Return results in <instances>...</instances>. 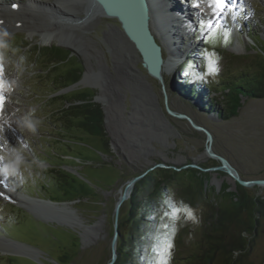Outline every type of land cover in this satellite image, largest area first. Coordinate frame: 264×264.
Segmentation results:
<instances>
[{"label": "rangeland", "instance_id": "obj_1", "mask_svg": "<svg viewBox=\"0 0 264 264\" xmlns=\"http://www.w3.org/2000/svg\"><path fill=\"white\" fill-rule=\"evenodd\" d=\"M31 1L38 6L28 9L36 17V20L32 17L29 21L41 31L47 24L43 10L55 0ZM202 1L186 2L190 12L189 23L185 31L180 30L182 42L177 46L180 52L176 55L175 64L171 72L164 74L167 104L172 111L187 115L196 125L210 132L212 153L227 160L241 180H264V98H242L237 116L222 120L217 111L205 110L206 107L198 100L182 97L177 86L188 56L197 52L202 55L198 68L201 66L204 82L212 89L220 85V79L232 78L244 67L254 68L251 64L259 59V51L264 49L257 42V37L264 42V0H230L229 6L228 3L225 6L231 11L227 12L228 8H223V5L218 9V16H211L213 12ZM0 4L10 10L9 14L1 13L2 16H14L12 9L21 12V8H13L12 5L25 7L27 0H0ZM64 4L67 10L60 9L61 13L54 9L49 13H54L55 17L64 15L76 19L72 27L56 28V33L69 46L57 42L43 46L39 32L30 36L27 28H18L10 35L7 60L0 58L3 80L7 85L5 93L11 96L3 108L12 107L19 124L15 136L4 129L9 138L1 140L0 156L8 154V145H12L22 149L24 164L31 166L27 170L22 166L16 177L0 175V180L14 194L24 193L43 200L57 197L62 203L63 198H58L53 186L56 181L54 176L52 184L49 181L51 167L48 163H65L70 171L78 175L69 174L92 188L93 197L72 203L71 207L65 204L69 210L72 208L76 212L72 214L70 210L79 221L77 227L43 223L18 207L21 204L0 196V238L4 239L0 241V264H107L114 234V208L125 183L155 165L177 172L195 169L205 173L208 177V196H216L223 187H228L230 192L237 188L231 176L216 170L220 162L206 154L205 134L195 131L187 121L177 120L166 113L161 85L141 67L132 47L119 32V24L94 12L90 14L82 0H66ZM22 10L27 11V7ZM197 18L198 29L195 27ZM213 20L216 25L204 31L205 26L206 30L210 28L209 23ZM247 26L251 30L250 37L246 34ZM193 32H196L195 36ZM203 33L206 40L213 41L212 44L205 42L204 45L198 40ZM165 37L158 33L156 38L159 43H164V49L167 45ZM50 47L64 49L70 55L67 63L47 72L48 65L43 62L54 55V51L41 52L35 62L34 52ZM215 54L221 57L218 75L207 70V59ZM163 57H169L167 51H163ZM75 69L82 72L80 80H84L86 73L89 78V84H80L76 89H91L99 100L97 104L104 114L109 152L99 138L75 129L67 132L60 130L58 109L61 106L50 100L58 87L54 88L51 82L58 76L72 74ZM211 97L219 104L218 108H222L219 103L221 92L213 89ZM208 102L210 99H207ZM26 115L39 121L34 133L19 123ZM62 139H66L64 144L60 143ZM6 162L0 161V167ZM156 169L159 167L153 170ZM21 178H24L23 183ZM244 188L251 196L264 199V187ZM173 199L176 207L167 215L171 229L166 244L172 247L167 253L165 247L163 252L153 256L152 264H188L186 258L190 252L202 250L204 233L208 232V205H180L176 197ZM213 200L212 203H215ZM186 209L192 211L194 219L186 215ZM174 210H179L175 216ZM127 214L125 202L120 208L118 221L125 224ZM9 217L14 218L11 225ZM124 228L123 225L120 227L123 232ZM11 240L24 244L26 250L37 252L33 256L35 260L3 252L24 250L17 248L18 244L9 242ZM245 260L246 264H264V220Z\"/></svg>", "mask_w": 264, "mask_h": 264}, {"label": "trees", "instance_id": "obj_2", "mask_svg": "<svg viewBox=\"0 0 264 264\" xmlns=\"http://www.w3.org/2000/svg\"><path fill=\"white\" fill-rule=\"evenodd\" d=\"M249 31L250 27L247 26L248 37ZM257 38V42L264 47L261 38ZM205 42L213 43L206 38L204 45ZM46 50L54 51V55H50L43 62L48 65L47 72L68 62L70 54L58 47L38 49L34 52V62L41 52ZM188 57L189 60L181 71L180 82L177 83L179 94L193 101L198 100L200 105L206 107L205 110L217 111L220 119L227 120L237 116L242 98H264V49L259 51V59L251 64L254 68L244 67L234 77L220 79V85L213 88L222 94V100L219 102L222 108H218L219 104L211 97L213 89L204 82L201 66L198 68L201 63L198 60L202 55L197 52ZM184 72L188 73L185 79H194L193 73L199 79L196 83H184ZM81 76L82 72L75 69L72 74L58 76L51 83H54V88L58 87L56 90L59 91L77 83ZM94 97L91 89H76L50 100L61 106L59 111L57 110L58 119L63 122H60L61 131L75 129L99 138L105 150L109 152V140L104 130V114L101 106L93 102ZM207 99H210V102L207 103ZM65 140L62 139L60 143L64 144ZM49 165V181L52 184L54 176L56 181L53 186L58 198H63L64 202H81L93 197L90 186L63 170V167L68 165ZM208 191L207 175L195 169L177 172L171 168H159L148 172L134 185L126 201L128 214L125 224L118 221L119 237L115 264H152V257L163 252L171 229L167 215L176 207L174 197L180 205L195 206L202 203L209 206L206 217L208 232L204 233L202 250L190 252L186 258L188 264H246L245 259L264 220V199L251 196L239 185L234 192L228 191V187H223L216 196H208ZM56 198L49 200L60 202ZM212 198L215 203H212ZM122 225L125 227L124 232L120 229Z\"/></svg>", "mask_w": 264, "mask_h": 264}, {"label": "water", "instance_id": "obj_3", "mask_svg": "<svg viewBox=\"0 0 264 264\" xmlns=\"http://www.w3.org/2000/svg\"><path fill=\"white\" fill-rule=\"evenodd\" d=\"M90 2L93 6H95L98 11L103 15L104 18L113 19L119 24V28L122 34L125 37V41L132 47L133 51L139 55V61L141 67L145 70L146 74L156 82H158L164 93V106L166 113L177 120H185L189 123V125L198 132H203L206 136V153L209 157L215 158L220 162V166L216 168V170L226 173L230 175L235 183L242 187H250V186H260L264 187V180H255V181H243L240 179L236 170L222 157L216 156L212 153L210 144L212 142V135L205 128L196 125L190 117L185 114L176 113L172 111L167 104V94L165 92V84H164V74L163 69L165 66V59L163 57L162 46L158 43L155 36L151 31V22L154 17L152 12V6L150 4V0H86ZM161 6V5H160ZM162 7V6H161ZM160 10H162L160 8ZM89 13H92V9L90 8ZM165 15V11H164ZM160 16V15H159ZM163 17V16H162ZM161 17V19H162ZM155 18V17H154ZM157 23V20H156ZM192 26V25H191ZM192 29V28H191ZM169 35V34H168ZM82 80H79L72 86L64 88L54 96L62 95L69 93L71 91L76 90L77 86H79ZM99 100L94 97L93 102L97 103ZM163 168L161 165H155L153 168L147 170L146 172L134 176L129 179L121 192L120 197L118 198L115 208H114V234L111 240L110 249H111V257L107 264H115L117 259V251L116 244L119 237L118 232V216L120 212L121 206L129 199L130 194L134 188V185L141 180L148 172L152 171L154 168ZM64 170L71 174L78 175L76 172H72L69 170L68 166L63 167ZM30 198V197H28ZM33 199V198H32ZM34 201H37L36 205L32 206H19L29 215L37 218L39 221L43 223H53L60 226H70L68 223L60 220L57 215L49 212L50 206H60L63 204L71 205L73 202H53L51 200H43L35 198ZM74 210V209H73ZM51 214V215H50ZM14 242V241H11ZM16 243V242H14ZM18 245H23L24 250H18V252L11 251L12 256L17 257H27L25 245L22 243H16ZM32 260L34 257H27Z\"/></svg>", "mask_w": 264, "mask_h": 264}, {"label": "bare ground", "instance_id": "obj_4", "mask_svg": "<svg viewBox=\"0 0 264 264\" xmlns=\"http://www.w3.org/2000/svg\"><path fill=\"white\" fill-rule=\"evenodd\" d=\"M65 1L66 0H55L50 5L47 4L48 7L43 10L45 13V16L47 17V18H45V22L47 24L45 26L46 28L41 30V31L36 30L33 27V25L31 24V22L29 21V19L32 17H34V19L36 18L28 10L29 8H33L32 6L37 5L33 1L27 0V4L25 5V7L24 6L20 7L18 5V7H16V8H21V12L19 10L12 9L14 16H11V15L10 16H2L1 13L2 14H6V13L9 14L10 10L7 9V6H3L0 4V28L7 29L10 34L14 33V31H17L18 28H24V29L27 28L26 31L28 32V35H30V36H32L33 34H35L37 32L40 33L39 35L41 36V45H43V46L52 45L54 42H57L60 45L69 46V44L66 42V40L63 38H60L59 35L56 33V28H57V26L72 27V23L74 24L76 19L74 20L73 18H70V17L68 18L67 16H64V15L55 17L54 13H49L50 11H54V9H56V12H61V13H62V11H60V9L61 10L66 9L67 10V8L64 6ZM82 1L86 4V6L89 10H90V8L92 9V13L94 12L97 15L103 17V15L98 11V9L95 6H93L90 2H88L86 0H82ZM180 1H183V0H150V4H151L152 9H153L152 14L155 17V18L154 17L152 18V22H151V26H150L152 34L155 36V38H157L158 33L159 34L162 33V34L166 35V37H165V43H167V45L165 46L166 49H164V48H162V49L167 51V54H169V57L167 59H165V66L163 69V74L165 71L171 72L173 65L175 64L176 55L178 52H180L178 47H177L182 42V37H179L180 36V30L182 29L181 31H185L186 26L189 23V22L187 23V21H189V17H188V15L190 13L189 10L184 9V8L181 9L179 6V5H182L184 3L186 5L187 4L186 2H188L189 0L184 1V3H180ZM230 2H231L230 0H225L223 8L227 7V6H225V5H227L226 3L230 4ZM214 3H215V0H210L211 5L212 4L214 5ZM26 7H27V11L22 10V9H26ZM160 8L162 10H160ZM164 11H165V15H164ZM71 14H72V12H71ZM218 14H219V11L217 8H215V9H213V14L211 16H215V15L218 16ZM161 17H162V19H161ZM156 20H157V23H156ZM10 27H11V29H9ZM119 32L121 33L122 37H124V35L122 34L120 29H119ZM124 39H125V37H124ZM159 44L161 46H163L164 43L163 44L159 43ZM135 54L139 59V55L136 52H135ZM81 83L82 84H89V78H88L87 73L84 76V80H82ZM4 95L6 97L5 104L9 103V101L11 99L10 93L6 92ZM13 112H14V110L12 107H6V106L2 110H0V125H3V128L6 129L8 131V133H10L12 136H15L17 133V130H18L17 128H19V124H18V116H15L13 114ZM5 138L8 139L9 137L6 134H4V130L0 131V147L1 148H2L1 140L5 139ZM1 182L2 181L0 180V196L1 197L5 198L6 200H10V201L16 202L18 204L25 205L27 207L37 204V201L33 200L35 198H33V199H32V197L28 198V196H26L24 194H18V193L14 194V193L8 191V189H6V187H4V184H2ZM49 208H50L49 212L52 213V215L53 214L57 215V217L60 220H63L64 222L68 223L69 225L79 227V225H78L79 221H78L77 217L72 215V214L76 213L72 208H70V210L73 211L72 214L70 213L69 207L66 206L65 204L60 205V206H50ZM0 241H4V239L0 238ZM9 242H11V241H9ZM12 243H14V242H12ZM14 244H16V243H14ZM17 248H24V247L18 245ZM3 252L11 253V251H9V250H3ZM25 252H26V255H28L30 257H33L37 254V252L33 251L32 249H27Z\"/></svg>", "mask_w": 264, "mask_h": 264}, {"label": "clouds", "instance_id": "obj_5", "mask_svg": "<svg viewBox=\"0 0 264 264\" xmlns=\"http://www.w3.org/2000/svg\"><path fill=\"white\" fill-rule=\"evenodd\" d=\"M241 11H243V9H241ZM10 35L11 34L8 32L7 29L0 28V50H3L2 52H0V58H3L5 60H7L6 53L11 47L9 43ZM220 58L221 57L218 54H215L214 56H211L207 59V70L209 73L218 75L220 71V68L218 66V62ZM21 60H23V57H21ZM187 75H188L187 72L182 73L184 83H196L197 80L199 79L198 77H196L194 73H193L194 79H185L184 77ZM19 123L21 124L22 127H25L29 131L34 133L36 131V126L39 123V121L32 120L29 115H26L23 117L21 121H19ZM0 157H2L3 160L7 161L2 167H0V175L6 177H16L22 166L25 168V170L31 167L30 165L24 164V156L22 154V149L16 148L15 146L12 145H8V154ZM29 175H31V172H29ZM20 182L23 183L24 178H21ZM8 223L9 225L14 223V218L9 217Z\"/></svg>", "mask_w": 264, "mask_h": 264}, {"label": "snow or ice", "instance_id": "obj_6", "mask_svg": "<svg viewBox=\"0 0 264 264\" xmlns=\"http://www.w3.org/2000/svg\"><path fill=\"white\" fill-rule=\"evenodd\" d=\"M224 3H225V0H215L214 6H215V8L220 9L224 5ZM194 6L198 7L199 5L195 4ZM12 7L16 8V7H18V5L14 4V5H12ZM5 91H6V85H5L4 80H3V67L0 66V110L3 109V106L6 102V97L4 95ZM3 130H4L3 125H0V131H3ZM2 160H3V158L0 157V161H2ZM176 211H179V210H174L173 216H175ZM185 211H186V215L189 218L194 219V215L190 209H186ZM171 247H172V245L168 244L165 248V253H167L168 249H170Z\"/></svg>", "mask_w": 264, "mask_h": 264}]
</instances>
